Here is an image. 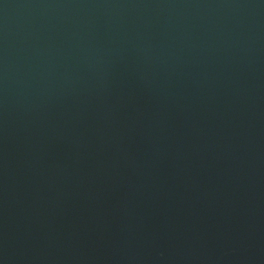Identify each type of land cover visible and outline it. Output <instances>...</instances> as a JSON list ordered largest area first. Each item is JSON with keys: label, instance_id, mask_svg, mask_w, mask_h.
<instances>
[{"label": "water", "instance_id": "95a60500", "mask_svg": "<svg viewBox=\"0 0 264 264\" xmlns=\"http://www.w3.org/2000/svg\"><path fill=\"white\" fill-rule=\"evenodd\" d=\"M0 264H264V0H0Z\"/></svg>", "mask_w": 264, "mask_h": 264}]
</instances>
